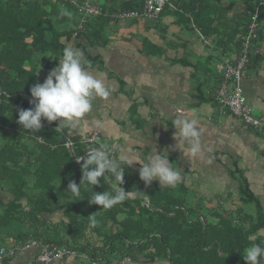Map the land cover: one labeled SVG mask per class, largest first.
<instances>
[{
    "label": "trees",
    "instance_id": "1",
    "mask_svg": "<svg viewBox=\"0 0 264 264\" xmlns=\"http://www.w3.org/2000/svg\"><path fill=\"white\" fill-rule=\"evenodd\" d=\"M83 1L0 0V244L20 247L36 240L78 251L85 231L93 230L90 216H94L98 221L94 228L111 222L104 244L92 250L94 258L106 249L111 257L121 258L138 247L141 253L163 255L170 264H247L244 250L252 243L261 244L264 236L258 232L262 225L243 209L234 217V225L218 211L208 219L202 206L195 207L168 190L148 189L130 168H124L121 185L129 198L104 209L88 200L93 191L114 194L120 187L111 173L93 188L82 183L79 196L67 190L71 181L79 184L82 179L83 159L77 157L102 144L71 136L58 121L42 120L43 127L36 133L18 123L20 109L34 107L29 103L31 86L39 83L43 71L58 65L72 37L103 43L105 26L119 19L116 14L144 10V0H91L101 8L91 15L80 11ZM167 10L205 36L215 35L217 44L226 47L232 41L241 47L253 13L258 12L260 23L264 20V0H168L163 12ZM61 11L71 16H61ZM260 40H264L262 30L250 59L261 56ZM243 191L244 204L254 199L248 189ZM61 209L68 219L65 233L60 229L63 223L57 230L45 225V213Z\"/></svg>",
    "mask_w": 264,
    "mask_h": 264
},
{
    "label": "crops",
    "instance_id": "2",
    "mask_svg": "<svg viewBox=\"0 0 264 264\" xmlns=\"http://www.w3.org/2000/svg\"><path fill=\"white\" fill-rule=\"evenodd\" d=\"M231 17L229 12L228 18ZM260 25L264 33V20ZM192 26L167 10L157 18L140 15L110 21L100 44L72 37L66 46L80 48L90 62L87 70L112 90L107 98L97 97L91 112L76 128L68 127V132L71 136L98 132L101 144L110 142L105 145L114 149L112 156L118 159L123 155L144 163L150 154L166 151L173 168L181 171L182 180L175 188L161 186L155 180L149 185L144 183L148 189L177 190L174 194L185 199L191 191L194 198L202 196V204L216 205L218 212L232 219L233 225L237 212L243 209L255 224L262 225L258 232L264 236V132L246 128L241 120L222 110L216 99L224 82L217 65L227 59L236 63L241 47L235 41L227 47L218 45L215 35L205 36ZM257 45L261 56L250 59L241 84L255 113L260 115L264 114V40ZM50 70L42 72L39 83ZM183 119L198 121L199 153H192L190 141L174 126L175 121ZM97 121L102 127L96 126ZM139 162L123 167L140 178ZM245 188L254 196L246 204ZM181 189L188 191L180 193ZM63 212L61 209L47 213L50 216L45 217V225L54 230L62 223L64 227L68 219ZM110 227L111 222H107L99 229L86 230L80 239L83 246L76 248L79 255L49 264H170L163 255L141 253L138 247L133 254L121 258L111 257L107 249L92 257V250L104 244ZM0 245L19 247L9 242ZM38 252L37 246H20L14 256L1 264H45L38 261Z\"/></svg>",
    "mask_w": 264,
    "mask_h": 264
},
{
    "label": "clouds",
    "instance_id": "3",
    "mask_svg": "<svg viewBox=\"0 0 264 264\" xmlns=\"http://www.w3.org/2000/svg\"><path fill=\"white\" fill-rule=\"evenodd\" d=\"M60 15L71 16V13L61 11ZM89 63L80 48L64 47L58 65L49 71L43 83H35L31 86L29 103L34 107L20 109L18 123L21 127L36 133L43 127L42 120H46L49 123L58 121L61 128H76L80 120L91 112L93 101L97 97L107 98L112 90L103 79L87 70L86 65ZM197 123L196 119L177 120L174 123L175 127H179L181 135L190 141L193 154L201 150ZM96 126L102 127L99 121L96 122ZM162 153L167 152L150 154L144 163H140L123 155L119 159L113 158L110 150L103 145L90 147L85 157H77L78 161L83 159L81 165L83 175L80 183L71 181L67 190L73 196H79L82 183L91 185L93 188L101 182L102 177L111 173L120 183V187L115 189L114 194L93 191L88 200L89 203L110 209L129 198V192L121 186L123 166H131L134 162H139L141 165L139 177L146 185L155 180L161 186L175 188L182 180L181 171L178 167L173 168L172 163L169 162L168 153L167 155ZM90 223L95 227L98 221L94 216H90ZM243 259L247 264H262L264 244L252 243L244 250Z\"/></svg>",
    "mask_w": 264,
    "mask_h": 264
},
{
    "label": "built area",
    "instance_id": "4",
    "mask_svg": "<svg viewBox=\"0 0 264 264\" xmlns=\"http://www.w3.org/2000/svg\"><path fill=\"white\" fill-rule=\"evenodd\" d=\"M167 5L168 0H144L143 12L128 11L120 14L118 13L116 14V17L119 19H131L144 15L149 18H157L162 14ZM79 6L80 11L85 14L96 15L101 11V8L97 4H94L89 0H84ZM259 30H262L259 22V14L258 12H255L250 17L247 34L242 37L241 50L237 62L233 63L227 59L223 64L217 65L218 70L222 71L224 74V82L217 90L216 99L222 110H227L241 120L246 128L264 132V114L258 115L255 113L241 84L244 71L250 62V55L252 56L255 47L253 43L258 38ZM86 141L99 143L101 137L98 132H92L86 136ZM108 149L110 150L111 155H113L114 149ZM32 246L39 247L37 259L45 264H49L57 259L80 254L78 251L68 248L67 246L47 244L36 240L26 242L21 248H30ZM18 248L19 247L0 246V264L5 258L14 256Z\"/></svg>",
    "mask_w": 264,
    "mask_h": 264
},
{
    "label": "rangeland",
    "instance_id": "5",
    "mask_svg": "<svg viewBox=\"0 0 264 264\" xmlns=\"http://www.w3.org/2000/svg\"><path fill=\"white\" fill-rule=\"evenodd\" d=\"M89 1H91V0H89ZM92 1H94V0H92ZM92 3H94V2H92ZM94 4H96V3H94ZM104 143L106 145H110V142H108V141H104ZM105 144H104V146L107 147ZM170 191H172L173 193H178L177 190H170ZM181 191L187 192L188 190L187 189H181L179 192L181 193ZM185 200L189 204H192V205H197V204L201 205L202 206V212H203V214H205V215L207 214L208 215V219H210V218H212L214 216L213 211H218L219 210L216 205L202 204V196L198 197V198H194L193 193L191 191L188 192L187 198ZM49 216H50L49 214L45 213L44 217L48 218ZM60 229H61V231L62 230L64 231V227L61 226ZM1 243L2 244H4V243L6 244L7 242L4 241V242H1ZM9 247H11V246H9Z\"/></svg>",
    "mask_w": 264,
    "mask_h": 264
},
{
    "label": "water",
    "instance_id": "6",
    "mask_svg": "<svg viewBox=\"0 0 264 264\" xmlns=\"http://www.w3.org/2000/svg\"><path fill=\"white\" fill-rule=\"evenodd\" d=\"M69 148H70L71 153L73 154V147H72L71 142H69Z\"/></svg>",
    "mask_w": 264,
    "mask_h": 264
}]
</instances>
